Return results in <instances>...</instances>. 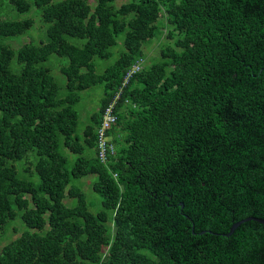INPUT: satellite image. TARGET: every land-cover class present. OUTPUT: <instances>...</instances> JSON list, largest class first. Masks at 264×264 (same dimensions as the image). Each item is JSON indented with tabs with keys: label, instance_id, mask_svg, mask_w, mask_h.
I'll return each instance as SVG.
<instances>
[{
	"label": "trees",
	"instance_id": "obj_1",
	"mask_svg": "<svg viewBox=\"0 0 264 264\" xmlns=\"http://www.w3.org/2000/svg\"><path fill=\"white\" fill-rule=\"evenodd\" d=\"M115 1L0 0V228L26 226L0 264H264L262 223L224 234L264 218V0ZM32 10L43 37L11 46ZM162 28L159 56L113 103ZM108 105L107 166L95 147ZM88 174L95 211L77 184Z\"/></svg>",
	"mask_w": 264,
	"mask_h": 264
},
{
	"label": "rangeland",
	"instance_id": "obj_2",
	"mask_svg": "<svg viewBox=\"0 0 264 264\" xmlns=\"http://www.w3.org/2000/svg\"><path fill=\"white\" fill-rule=\"evenodd\" d=\"M92 4L94 3L93 0H89ZM125 0H116L115 3L119 5L121 2ZM14 11H9L4 14V16H9L11 17ZM15 14V13H14ZM31 14L33 16V26L29 30L27 34H23L19 36L16 39L10 40V44L13 47H18L22 43L28 42V41H39L40 37H43V29L44 25L42 22L39 21V17L37 14L33 13V10L31 11ZM23 16H27V13L22 14ZM20 15V16H22ZM162 33L160 34L159 37H154L151 40H149L146 44L142 45V50L144 51L146 58L143 61L144 65H149L152 61L153 58H156L159 56V44L162 42H165L167 39L165 38V28H162ZM119 41V40H118ZM120 50V46L118 45L115 48V53ZM53 56V55H52ZM51 56V57H52ZM56 59V58H55ZM111 59L105 60L101 62V66L98 67V70H102V67L104 64L109 63ZM59 61H54L53 64V70L54 72L58 75L59 79L62 80V76L59 72ZM53 74V72H52ZM54 75V74H53ZM55 76V75H54ZM102 87L101 86H94L91 87L89 90L86 92H83V96L81 102L77 105V109L81 112L82 116L80 115V122H79V127L82 128L83 124L87 121V116L90 114L91 111L97 108L99 104V100L102 96ZM87 114V115H86ZM95 150L97 151V147H95ZM116 152L110 156L109 159L113 160L115 158ZM100 159V158H99ZM103 163L106 165L108 162L107 158L101 159ZM18 172L20 176H25L24 171L22 170V166L19 165L18 167ZM94 175L93 174H88L87 176L80 177L79 180L77 181L78 186L87 193V199L92 203L90 205V209L95 211L96 208H98L99 199L100 196L92 191L91 184L92 181L94 180ZM66 203H70L71 199L69 197H66L64 199ZM72 203V202H71ZM25 224L18 218H15L14 220L8 222L5 226L0 228V249L1 246L4 242L8 241L9 239H13L17 237L21 231L25 228Z\"/></svg>",
	"mask_w": 264,
	"mask_h": 264
},
{
	"label": "built area",
	"instance_id": "obj_3",
	"mask_svg": "<svg viewBox=\"0 0 264 264\" xmlns=\"http://www.w3.org/2000/svg\"><path fill=\"white\" fill-rule=\"evenodd\" d=\"M143 60L137 61L136 63L132 64L124 73L123 80L121 82V86L119 90L114 95L112 102L115 103V99L119 96V91L121 90L122 86L126 84L128 79L140 69ZM117 116L115 113L112 112L111 105H108L103 113L102 119L100 122V126L98 127V138H97V154L101 159L107 158L109 160L110 156L115 153V146L112 142L110 134L106 132L108 128L111 127L112 124L116 122ZM102 161V160H101ZM103 162V161H102ZM115 175V173H114Z\"/></svg>",
	"mask_w": 264,
	"mask_h": 264
},
{
	"label": "water",
	"instance_id": "obj_4",
	"mask_svg": "<svg viewBox=\"0 0 264 264\" xmlns=\"http://www.w3.org/2000/svg\"><path fill=\"white\" fill-rule=\"evenodd\" d=\"M249 219L256 220V221H258V222H260V223H262V224L264 225V218L254 217V216H247V217H245V218H243V219H240V220H237V221L233 222L232 225L230 226L229 231L226 232V233H224V234H225V235H229L230 233H232V231L234 230V228H235L238 224H240L241 222H243V221H245V220H249ZM203 232H204V230L199 231V233H203Z\"/></svg>",
	"mask_w": 264,
	"mask_h": 264
},
{
	"label": "clouds",
	"instance_id": "obj_5",
	"mask_svg": "<svg viewBox=\"0 0 264 264\" xmlns=\"http://www.w3.org/2000/svg\"><path fill=\"white\" fill-rule=\"evenodd\" d=\"M135 63H136V62H135ZM133 64H134V63H133ZM142 64H143V61H142ZM142 64H141V66H142ZM126 83H127V82H126ZM115 123H116V122H115ZM115 123H114V124H115ZM109 134H110L111 139H112V134H111V133H109ZM112 142H113V139H112ZM113 143H114V142H113ZM114 146H115V143H114ZM115 152H116V146H115ZM110 161H111V159L108 160V162H107V164H106L107 166H108V164H109ZM114 173H115V175H114ZM112 174H113L114 177H116V172H113Z\"/></svg>",
	"mask_w": 264,
	"mask_h": 264
}]
</instances>
